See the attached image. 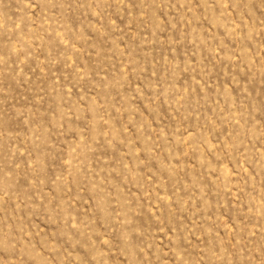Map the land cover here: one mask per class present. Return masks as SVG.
Returning <instances> with one entry per match:
<instances>
[{
	"label": "rangeland",
	"instance_id": "1",
	"mask_svg": "<svg viewBox=\"0 0 264 264\" xmlns=\"http://www.w3.org/2000/svg\"><path fill=\"white\" fill-rule=\"evenodd\" d=\"M0 264H264V0H0Z\"/></svg>",
	"mask_w": 264,
	"mask_h": 264
}]
</instances>
